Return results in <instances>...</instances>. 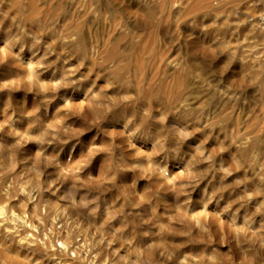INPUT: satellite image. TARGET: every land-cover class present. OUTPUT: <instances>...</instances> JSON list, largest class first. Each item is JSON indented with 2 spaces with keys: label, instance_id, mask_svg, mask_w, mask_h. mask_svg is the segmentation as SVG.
<instances>
[{
  "label": "clouds",
  "instance_id": "obj_1",
  "mask_svg": "<svg viewBox=\"0 0 264 264\" xmlns=\"http://www.w3.org/2000/svg\"><path fill=\"white\" fill-rule=\"evenodd\" d=\"M0 264H264V0H0Z\"/></svg>",
  "mask_w": 264,
  "mask_h": 264
}]
</instances>
